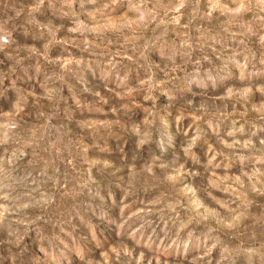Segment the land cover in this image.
Masks as SVG:
<instances>
[{
  "label": "rangeland",
  "instance_id": "374dc122",
  "mask_svg": "<svg viewBox=\"0 0 264 264\" xmlns=\"http://www.w3.org/2000/svg\"><path fill=\"white\" fill-rule=\"evenodd\" d=\"M0 264H264V0H0Z\"/></svg>",
  "mask_w": 264,
  "mask_h": 264
}]
</instances>
